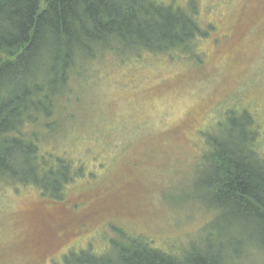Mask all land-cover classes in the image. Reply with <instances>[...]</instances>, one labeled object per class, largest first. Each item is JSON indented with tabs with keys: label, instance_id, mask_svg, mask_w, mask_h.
I'll return each mask as SVG.
<instances>
[{
	"label": "rangeland",
	"instance_id": "obj_1",
	"mask_svg": "<svg viewBox=\"0 0 264 264\" xmlns=\"http://www.w3.org/2000/svg\"><path fill=\"white\" fill-rule=\"evenodd\" d=\"M162 1L195 5L201 25L214 26L194 41L201 58L105 52L78 62L60 108L44 120L61 126H44L39 143L51 161L63 157L81 173L63 199L0 181V264H62L81 247L102 253L118 229L175 252L223 237L220 211L184 195L206 134L228 139L227 122L216 127L231 111L254 116L264 153V0ZM228 262L264 264V253L249 246Z\"/></svg>",
	"mask_w": 264,
	"mask_h": 264
},
{
	"label": "trees",
	"instance_id": "obj_2",
	"mask_svg": "<svg viewBox=\"0 0 264 264\" xmlns=\"http://www.w3.org/2000/svg\"><path fill=\"white\" fill-rule=\"evenodd\" d=\"M196 15L195 5L185 9L162 0H0V181L33 185L44 196L63 199L81 171L63 157L56 165L39 141L44 126H61L44 120L60 108L78 62L105 52L128 58L179 51L200 59L194 41L214 26L201 25ZM227 115L216 128L224 130L227 122L228 139L206 134L199 175L184 195L220 211L224 227L217 243L201 247L193 240L175 252L118 229L120 237L106 251L72 248L62 264H228L249 246L264 253L260 126L247 110ZM222 222L213 225L221 229Z\"/></svg>",
	"mask_w": 264,
	"mask_h": 264
}]
</instances>
